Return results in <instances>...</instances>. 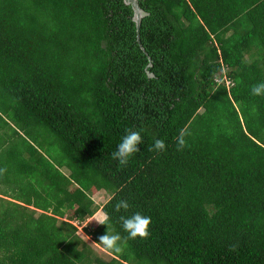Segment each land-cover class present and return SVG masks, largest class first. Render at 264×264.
Returning a JSON list of instances; mask_svg holds the SVG:
<instances>
[{"label":"trees","instance_id":"trees-1","mask_svg":"<svg viewBox=\"0 0 264 264\" xmlns=\"http://www.w3.org/2000/svg\"><path fill=\"white\" fill-rule=\"evenodd\" d=\"M138 1L0 0V264H264V0Z\"/></svg>","mask_w":264,"mask_h":264},{"label":"clouds","instance_id":"clouds-1","mask_svg":"<svg viewBox=\"0 0 264 264\" xmlns=\"http://www.w3.org/2000/svg\"><path fill=\"white\" fill-rule=\"evenodd\" d=\"M218 83L220 81H217ZM251 94L253 96H264V82H260L256 85H253L251 88ZM186 133L181 131L179 137L177 138V147L178 150H182L186 147L185 141ZM143 143V138L139 131L128 129L126 134L122 137L121 142L117 146V151L113 155V159L117 160L120 165L127 166L129 159L136 153L140 152L139 145ZM166 148L165 142L161 139H156L152 148L157 152H162ZM6 169H0V174H2ZM129 204L126 200L118 201L115 205V210L120 211L121 209L127 210ZM120 220L122 221L123 230L128 234L126 238H122L118 232H112L109 225V216L105 213L99 215L95 218V222L98 225H106L107 232L106 234L101 235L98 239V244L103 247L107 252H110L115 255H119L124 251L126 247L127 240L136 238L147 239L150 236V225L152 223L151 217L142 215L140 213H135L129 217L121 216ZM97 243V242H96Z\"/></svg>","mask_w":264,"mask_h":264},{"label":"rangeland","instance_id":"rangeland-1","mask_svg":"<svg viewBox=\"0 0 264 264\" xmlns=\"http://www.w3.org/2000/svg\"><path fill=\"white\" fill-rule=\"evenodd\" d=\"M94 201L96 202V205L99 207L98 210L94 213V215H92L91 217H89V219L85 222V223H81L78 224L79 227V234L82 235L83 238H85L89 243H91V245L93 244L91 238L85 233L84 231V225L86 224H90L92 226H96L97 223L94 221L95 218L99 215H103L104 212H102V210L100 209V206L105 202V200L107 199V194L104 191H99V192H95L92 195ZM75 223V222H74ZM93 248L97 251V253H99L100 255H102L104 258L108 257V254L103 251V249L101 247H97V246H93Z\"/></svg>","mask_w":264,"mask_h":264},{"label":"water","instance_id":"water-1","mask_svg":"<svg viewBox=\"0 0 264 264\" xmlns=\"http://www.w3.org/2000/svg\"><path fill=\"white\" fill-rule=\"evenodd\" d=\"M123 1L126 4H130L131 5V7L133 9L132 18H133L135 30H136V28L138 30L141 18L143 16H145L147 14V12L140 7L138 0H123ZM149 75H152V74L150 73Z\"/></svg>","mask_w":264,"mask_h":264},{"label":"built area","instance_id":"built-area-1","mask_svg":"<svg viewBox=\"0 0 264 264\" xmlns=\"http://www.w3.org/2000/svg\"><path fill=\"white\" fill-rule=\"evenodd\" d=\"M226 82L228 83L229 81L226 80Z\"/></svg>","mask_w":264,"mask_h":264},{"label":"crops","instance_id":"crops-1","mask_svg":"<svg viewBox=\"0 0 264 264\" xmlns=\"http://www.w3.org/2000/svg\"><path fill=\"white\" fill-rule=\"evenodd\" d=\"M105 214V213H104Z\"/></svg>","mask_w":264,"mask_h":264}]
</instances>
